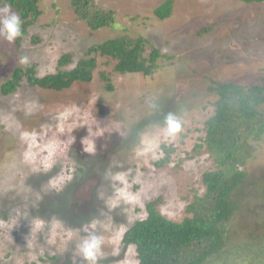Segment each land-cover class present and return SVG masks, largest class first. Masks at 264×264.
<instances>
[{"label":"rangeland","instance_id":"obj_1","mask_svg":"<svg viewBox=\"0 0 264 264\" xmlns=\"http://www.w3.org/2000/svg\"><path fill=\"white\" fill-rule=\"evenodd\" d=\"M165 1L97 0L102 9L114 11L116 23L91 30L76 20L71 0H41L43 14L22 41L0 39V264H73L76 244L85 235L78 230L94 217L105 220L101 210L111 217L112 229H125L118 256L111 255V231L103 233L106 258L101 264H120L125 258L138 264L136 248L122 239L148 216L147 203L161 198V214L181 222L191 216L187 206L205 194L203 174L216 167L205 148L196 146L206 136L205 122L218 99L210 87L218 82L264 84V0H174L171 15L160 19L155 13ZM37 35L40 41L35 43ZM123 35L146 39V56L160 51L154 76L121 74L116 60L97 54L88 83L76 82L58 92L31 86L24 78L16 92L2 93L17 67L36 64L42 78L56 73L59 59L71 53L72 69L91 47ZM21 55L28 56L29 64H18ZM61 112L63 132L55 119ZM169 112L183 119L182 135L143 151L141 140L158 134ZM24 131L38 133V143L29 148L20 139ZM87 137L94 140V154L83 151ZM258 142L245 169L250 175L264 170V139ZM162 145L174 152L171 161L157 167L165 156ZM109 169L127 175L129 191L140 193L138 203H121L109 211L97 199L101 184L106 196L113 194L112 182L103 179ZM263 189L261 184L255 190L257 197ZM245 203L230 227L235 246L264 231L255 226L262 216L260 202L248 198ZM129 216L134 217L131 223ZM240 264L259 262L246 259Z\"/></svg>","mask_w":264,"mask_h":264},{"label":"trees","instance_id":"obj_2","mask_svg":"<svg viewBox=\"0 0 264 264\" xmlns=\"http://www.w3.org/2000/svg\"><path fill=\"white\" fill-rule=\"evenodd\" d=\"M40 1L0 0V6L10 4L23 20V36L17 38V42L26 37L28 28L43 14ZM173 2L166 0L156 10V16L169 17ZM71 7L76 20L91 30L111 28L116 23L114 11L102 9L97 0H71ZM38 41L37 35L34 42ZM146 43L143 37L129 35L108 39L91 47L86 58L72 69L68 66L73 63V55L66 53L59 59L56 73L42 78L37 76L36 64L17 67L2 85V93L8 96L16 92L24 78L31 86L58 92L71 88L76 82L88 83L98 65L97 54L116 60L115 70L121 74L154 76L160 69L158 60L162 55L153 49L146 56ZM103 77L107 80L105 75ZM109 88L112 90L110 85ZM210 90L218 99L214 114L205 122L206 136L196 149L205 148L216 168L203 174L205 194L195 197L187 206L186 212L191 216L183 221L176 222L161 214L157 209L161 198L147 203L148 216L135 222L122 239L124 245L136 248L138 264H240L246 259L250 263L257 260L264 264V231H261L263 235H252V242L238 246L231 244L233 240L229 236L231 223L245 208L248 198L260 202L258 209L262 216L255 226L264 228V193L260 197L254 193L264 184V170L253 175L245 170L257 151L255 143L264 139V84L244 87L234 82H218ZM161 148L165 156L157 162V167L171 161L174 152L172 146L162 145Z\"/></svg>","mask_w":264,"mask_h":264},{"label":"clouds","instance_id":"obj_3","mask_svg":"<svg viewBox=\"0 0 264 264\" xmlns=\"http://www.w3.org/2000/svg\"><path fill=\"white\" fill-rule=\"evenodd\" d=\"M23 20L21 17L12 10V7L8 3H3L0 6V39L6 41L9 44H14L17 38L23 36L22 31ZM18 64L21 66L29 64V58L26 55H21L17 60ZM152 108H156L157 105L154 102L150 103ZM32 108H29L27 114H31ZM65 118V113L61 112L57 114L55 119L57 120V128L63 132L62 121ZM184 130V121L176 113L169 112L163 121V125L160 128L158 134L152 137H144L141 140V144L144 146L143 151H151L159 147L161 140L165 142H172L180 137ZM71 131V130H69ZM38 133L35 131L28 132L24 131L20 134V139L22 141L28 142V147L30 148L32 144L38 143ZM83 151L86 153L94 154L96 151V146L94 140H89V137L83 139ZM138 154H140L138 152ZM27 158V152L25 159ZM47 171L48 168L42 169ZM103 179L110 180L112 182V187L114 189L113 194L106 196L105 191H103L104 185L97 190V199L102 201L106 208L111 211L117 208L121 203L125 205H134L140 200L139 192L129 191V181L127 175L123 172L113 173L110 169L105 173ZM117 184L122 185L118 187ZM55 187V185H53ZM129 211V209H126ZM101 216H105V220L99 218H92L90 221L84 223L82 230L85 235L77 242L74 256L73 264H76V259L79 258L80 264H101V262L106 258L105 244L106 239L104 232L111 231V240L115 245L113 247L112 256H118L120 254L119 242L122 238L123 231L125 229L121 228L119 230H114L109 225L108 221L111 217L101 210L99 213ZM134 217L129 216V223L133 222ZM120 264H129L127 258L121 261Z\"/></svg>","mask_w":264,"mask_h":264}]
</instances>
